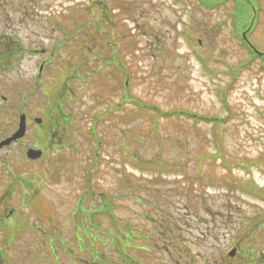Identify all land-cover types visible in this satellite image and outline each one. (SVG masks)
<instances>
[{
    "label": "rangeland",
    "instance_id": "374dc122",
    "mask_svg": "<svg viewBox=\"0 0 264 264\" xmlns=\"http://www.w3.org/2000/svg\"><path fill=\"white\" fill-rule=\"evenodd\" d=\"M15 2L0 0L4 43L10 42L5 33L34 48L66 40L58 55H50L32 99L41 108L45 77L67 59L72 65L64 72L74 76L64 111L72 122L69 145L35 164L36 199L22 205L15 203L17 195L8 201L24 229L14 242L0 233V264H124L127 224L132 236H147L131 242L144 249H125L134 264L138 257L147 264H174L172 257L190 264L191 255L197 264L204 260L200 252L226 251L250 234L264 247V0H252L256 12L242 9L241 33L234 28L233 0H215L212 7L200 0H99L106 11L98 7L102 26L94 22L95 0ZM23 12L31 15L25 19ZM243 31L260 53L240 39ZM81 39L92 52L80 49ZM114 49L123 67L111 65V56L103 60ZM48 57L29 56L16 67L5 62L3 93L21 89ZM57 90L53 82L48 94ZM157 160L173 169H148ZM89 187L96 195L84 194ZM104 198L111 213L94 215L98 227L83 238L74 222L90 228L88 212ZM77 203L88 210L74 220ZM91 233L98 241L91 243ZM97 251L103 258L95 261Z\"/></svg>",
    "mask_w": 264,
    "mask_h": 264
},
{
    "label": "flooded vegetation",
    "instance_id": "af4514ba",
    "mask_svg": "<svg viewBox=\"0 0 264 264\" xmlns=\"http://www.w3.org/2000/svg\"><path fill=\"white\" fill-rule=\"evenodd\" d=\"M97 1V0H96ZM97 3V2H95ZM19 4V0H16L15 5ZM29 13L23 12V17L27 19ZM65 17V16H63ZM79 18V17H78ZM80 19V18H79ZM58 24V21H55ZM94 22L97 21V14L94 18ZM14 22H12L13 24ZM84 25V23H82ZM59 25V24H58ZM84 28V27H83ZM5 37L10 42L3 41V33L0 32V71L3 72V65L6 62L9 67H16L18 65H23L27 61L29 56L34 55H47L50 51V55L55 56L62 44L60 41L56 46L53 47H26L23 43L19 42L18 37L15 35H8L5 33ZM95 38V37H94ZM81 39L80 49H86L92 51V48ZM5 45H4V44ZM5 48L4 51H2ZM68 60H63V66L67 63ZM52 63L50 57L41 58L39 68H42V76L49 66ZM61 66V63L55 64ZM28 81L23 84L21 89H16L10 95H5L3 93V88L0 87V141L6 140L12 137L23 124L24 126V135L16 140L11 141L9 144H6L0 148V233L5 234V240L9 241L16 239L17 236L21 233V230L24 229V223L15 221L14 217L17 214V210L13 207L12 200L14 196L19 195L15 203L20 202L24 205L26 202H31L30 200H35L36 196L32 194L34 180V168L36 163H40L46 158L50 157V153H53L55 150L64 148L69 145L70 135V126L72 120L68 116L69 114L63 112L61 105L57 104V101H47L43 103L41 108H35L34 101L32 99L33 89L35 88V77H28ZM50 83V81H49ZM58 92V91H57ZM13 94H16L18 97H14ZM18 99H20L18 101ZM64 104V103H63ZM41 149L43 154L40 158L33 159L28 156V151L30 149ZM17 150L20 153L17 156L15 153ZM90 193H84L94 196V187H89ZM90 197V199H91ZM88 196H85L84 199H87ZM82 196L78 197V200L81 201ZM84 204L77 203L74 210L71 212V218L75 220V216L80 211L81 215L86 214V210L83 209ZM91 206V203H90ZM86 207V206H85ZM99 214L98 207L92 209L91 213H88L89 223L92 224L94 215ZM10 217V218H9ZM79 221L74 222V227L81 226ZM77 223V224H76ZM130 224L126 225V235L125 237L131 239L132 236L129 232ZM16 232L15 238L10 236V233ZM169 234V233H168ZM211 234V231L210 233ZM206 234V236L208 235ZM227 232L224 234L226 237ZM216 235V240L219 239L220 234L214 232ZM56 237V235L50 236L51 240ZM253 235H245V237L236 238L235 241L230 245V247L225 251L219 247L214 248L212 251L200 252L204 260L197 262V264H264V247L258 245L253 240ZM141 238L147 239L146 234ZM231 239L235 237L231 235ZM60 240V239H58ZM256 245L254 248L248 245V241ZM64 241V240H62ZM130 246V244H129ZM138 249H144L142 245L136 247ZM169 254L171 252H168ZM3 254H0V258ZM191 259L188 260L190 264H195V261L191 263L195 257L191 255ZM172 257L174 264H181L179 260ZM135 264L138 261V264H147L141 259H134ZM133 258L131 255L126 253L125 264H134L132 263ZM3 264V263H1ZM15 264V262H14ZM156 264H162L158 262Z\"/></svg>",
    "mask_w": 264,
    "mask_h": 264
},
{
    "label": "trees",
    "instance_id": "16d2710c",
    "mask_svg": "<svg viewBox=\"0 0 264 264\" xmlns=\"http://www.w3.org/2000/svg\"><path fill=\"white\" fill-rule=\"evenodd\" d=\"M99 25L102 26V25H101V21H100ZM102 29H103V28H102ZM102 31H103V30H102ZM125 99H127V97H126ZM135 104H136L139 108H141V109H146L145 107H147V106L145 105V103H144L143 101H141V100H137V102H136ZM156 109H157V112L160 113V115H164V116L169 115L168 113H166L164 110H161L160 108H157V107H156ZM178 113H180V114H184V113H187V112H173L172 116H173V115H177ZM221 121L224 122L225 120L223 119V120H221ZM220 152H221V151H220ZM217 157H218V155L213 156V164L215 163V160L217 159ZM143 162H145V161H143ZM149 168L154 169V170H157V169H159V170H169V169H173L172 167H167V166H166V163H165L164 161H161V160H157V161L155 162V166L148 167V169H149ZM249 186L252 187V183H250ZM96 237H98V236H96ZM94 240H96V239H94ZM94 240H93V241H94ZM97 240H98V239H97ZM93 241H92V242H93ZM117 241H118V239H117ZM131 242H132V240H131V241H127V242H125V244H126V245H129V244L132 245ZM135 246H138V245H135ZM99 255H100L101 258H103V257L101 256L100 252L98 253V251H97V252H96V256H95V258H96L97 260H100ZM121 256H122V255H121ZM123 257H124V256H123ZM123 257H122V258H123ZM124 258H125V257H124ZM124 258H123V262H124ZM138 261H139V260H137L136 264H138Z\"/></svg>",
    "mask_w": 264,
    "mask_h": 264
},
{
    "label": "water",
    "instance_id": "95a60500",
    "mask_svg": "<svg viewBox=\"0 0 264 264\" xmlns=\"http://www.w3.org/2000/svg\"><path fill=\"white\" fill-rule=\"evenodd\" d=\"M22 131H23V129H21V130H20V134H17V135L20 136V135L22 134ZM17 135H15L13 138H10V139H8V140H6V141L1 142V143H0V146H1L2 144H4V143H8L11 139L16 138ZM34 152H35V153H34ZM33 153H34V155H32V156L37 157V156H40L41 151H33Z\"/></svg>",
    "mask_w": 264,
    "mask_h": 264
}]
</instances>
